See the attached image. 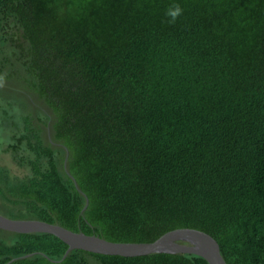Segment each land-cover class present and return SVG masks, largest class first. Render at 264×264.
Wrapping results in <instances>:
<instances>
[{"label": "trees", "instance_id": "1", "mask_svg": "<svg viewBox=\"0 0 264 264\" xmlns=\"http://www.w3.org/2000/svg\"><path fill=\"white\" fill-rule=\"evenodd\" d=\"M10 81L2 152L25 175L0 166L2 216L113 243L195 229L264 264V0H0ZM67 249L0 229V264H209Z\"/></svg>", "mask_w": 264, "mask_h": 264}, {"label": "water", "instance_id": "2", "mask_svg": "<svg viewBox=\"0 0 264 264\" xmlns=\"http://www.w3.org/2000/svg\"><path fill=\"white\" fill-rule=\"evenodd\" d=\"M0 229L22 234H51L68 246L64 257L71 250L80 249L89 253L122 257H139L158 253L194 254L204 258L209 264H226L220 254L218 243L207 233L195 229L169 231L154 242L144 244L113 243L95 235L72 232L56 224L37 220H13L2 215H0Z\"/></svg>", "mask_w": 264, "mask_h": 264}, {"label": "rangeland", "instance_id": "3", "mask_svg": "<svg viewBox=\"0 0 264 264\" xmlns=\"http://www.w3.org/2000/svg\"><path fill=\"white\" fill-rule=\"evenodd\" d=\"M0 89H2L4 92L2 95H11L12 98H16L18 100L21 99V97H23V93L21 92L19 86L17 85V83L15 81H10L6 84H0ZM30 96V95H29ZM10 100H13V99ZM29 99V98H28ZM36 98L33 97V100H31V102H35L33 104L30 103V100H28L27 107H32L34 108V106H39L40 104L39 102H36L35 100ZM10 107V105L7 103V101L0 97V116H1V109L4 108H8ZM25 113H27V110H24ZM35 114H32V116H34ZM35 124H37L36 120H34ZM10 128H0V166L6 167L10 170V172L13 175H17V176H23L25 175V170L23 168H20L19 166H17L10 153H3L2 149L5 147L6 142L9 139V131ZM0 214H5L3 213L2 210H0ZM6 215V214H5Z\"/></svg>", "mask_w": 264, "mask_h": 264}, {"label": "clouds", "instance_id": "4", "mask_svg": "<svg viewBox=\"0 0 264 264\" xmlns=\"http://www.w3.org/2000/svg\"><path fill=\"white\" fill-rule=\"evenodd\" d=\"M182 14V9H180L178 6L176 7V9L172 12L169 13L171 19H170V23H174L176 21V19L179 18V16Z\"/></svg>", "mask_w": 264, "mask_h": 264}]
</instances>
